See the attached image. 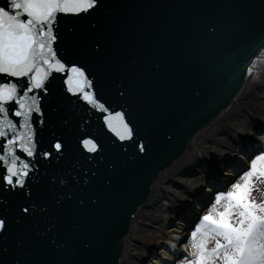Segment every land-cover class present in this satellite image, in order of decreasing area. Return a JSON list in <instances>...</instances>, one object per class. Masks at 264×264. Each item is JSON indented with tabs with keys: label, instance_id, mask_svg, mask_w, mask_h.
Instances as JSON below:
<instances>
[{
	"label": "water",
	"instance_id": "water-1",
	"mask_svg": "<svg viewBox=\"0 0 264 264\" xmlns=\"http://www.w3.org/2000/svg\"><path fill=\"white\" fill-rule=\"evenodd\" d=\"M57 34L58 54L87 66L97 98L123 110L137 135L120 141L102 111L68 93L64 74L53 73L42 113L32 117L36 150L27 158L33 164L26 186L0 188V217L11 222L6 259L27 251L34 264H115L128 219L155 178L231 101L254 50H264V0H100L88 15L62 14ZM85 135L98 142L97 152L79 143ZM57 139L60 153L51 148ZM24 206L32 215L18 222ZM45 216L65 241L59 251L46 246L48 234L34 243ZM16 239L25 241L23 249Z\"/></svg>",
	"mask_w": 264,
	"mask_h": 264
},
{
	"label": "snow or ice",
	"instance_id": "snow-or-ice-1",
	"mask_svg": "<svg viewBox=\"0 0 264 264\" xmlns=\"http://www.w3.org/2000/svg\"><path fill=\"white\" fill-rule=\"evenodd\" d=\"M100 0H2L0 2V188L23 190L31 174L36 150L33 113H42V96L49 93L50 77L61 73L67 92L80 94V98L93 109L101 110L104 126L120 141L134 140V125L123 110H110L97 98L94 80L86 65L66 62L58 54L57 29L61 15L81 16L94 12ZM79 143L90 153L100 145L90 135ZM141 152L143 142L136 143ZM57 153L63 143L55 140L51 145ZM50 158L51 151H43ZM92 175H95L92 173ZM264 178V150L251 156L246 170H242L225 186L215 190L208 202V211L199 214L189 225L191 231L182 245L185 259L172 264H264V199L252 196L258 189L255 178ZM83 183L89 182L82 175ZM57 203H60L58 200ZM83 203V201H81ZM222 204V210L218 206ZM34 207V206H33ZM19 220L32 215L29 206L18 210ZM43 230L37 229L34 243L40 245L48 234L46 246L59 251L65 241L59 239L57 222L45 216ZM11 222L0 217V264H34L27 259L28 252L16 255L9 262ZM82 246H89L87 240ZM25 241L15 240V248L23 249ZM171 247L175 248L173 244ZM191 259H187L188 256Z\"/></svg>",
	"mask_w": 264,
	"mask_h": 264
},
{
	"label": "bare ground",
	"instance_id": "bare-ground-1",
	"mask_svg": "<svg viewBox=\"0 0 264 264\" xmlns=\"http://www.w3.org/2000/svg\"><path fill=\"white\" fill-rule=\"evenodd\" d=\"M255 50L248 77L231 101L192 136L180 157L155 178L149 193L129 217L123 249L115 264L171 262L177 252L184 250L181 246L188 245L183 241L186 230L177 238L182 232L178 225L188 224L195 212L192 209L177 225L179 210L182 213L189 203H204L217 173L221 174L218 182L231 177L243 163V153L258 140L264 141V50ZM229 145L231 148L224 150ZM212 162L216 164L210 165ZM198 174L199 179L195 178Z\"/></svg>",
	"mask_w": 264,
	"mask_h": 264
},
{
	"label": "trees",
	"instance_id": "trees-1",
	"mask_svg": "<svg viewBox=\"0 0 264 264\" xmlns=\"http://www.w3.org/2000/svg\"><path fill=\"white\" fill-rule=\"evenodd\" d=\"M258 189L252 192V196L259 202L264 199V178H255ZM218 210H222V204L218 206Z\"/></svg>",
	"mask_w": 264,
	"mask_h": 264
},
{
	"label": "rangeland",
	"instance_id": "rangeland-1",
	"mask_svg": "<svg viewBox=\"0 0 264 264\" xmlns=\"http://www.w3.org/2000/svg\"><path fill=\"white\" fill-rule=\"evenodd\" d=\"M259 151H261V150H259ZM257 152H258V151H257ZM190 231H191L190 229L187 230V234H188ZM187 234H186L184 237H186ZM183 241L186 242L188 245H190V243H191L190 239H185V238H184ZM183 252H184V250H182V251H180V252H177V253L174 255L173 260H172L170 263L172 264L173 261L182 262V261L185 259V257L182 255ZM188 258L191 259L192 257L189 255Z\"/></svg>",
	"mask_w": 264,
	"mask_h": 264
}]
</instances>
